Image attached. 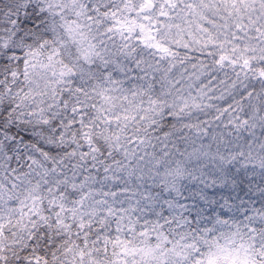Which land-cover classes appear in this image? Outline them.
Returning a JSON list of instances; mask_svg holds the SVG:
<instances>
[{"label":"snow or ice","instance_id":"1","mask_svg":"<svg viewBox=\"0 0 264 264\" xmlns=\"http://www.w3.org/2000/svg\"><path fill=\"white\" fill-rule=\"evenodd\" d=\"M0 264H264V0H0Z\"/></svg>","mask_w":264,"mask_h":264}]
</instances>
